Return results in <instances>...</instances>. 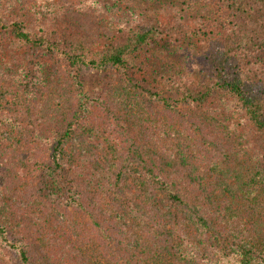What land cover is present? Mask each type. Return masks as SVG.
<instances>
[{"label": "trees", "instance_id": "trees-1", "mask_svg": "<svg viewBox=\"0 0 264 264\" xmlns=\"http://www.w3.org/2000/svg\"><path fill=\"white\" fill-rule=\"evenodd\" d=\"M18 1L0 0V241L18 261L39 259L27 236L51 264H264V0L58 1L55 25ZM171 44L190 49L169 68ZM81 66L112 70L103 96L74 88Z\"/></svg>", "mask_w": 264, "mask_h": 264}, {"label": "rangeland", "instance_id": "rangeland-1", "mask_svg": "<svg viewBox=\"0 0 264 264\" xmlns=\"http://www.w3.org/2000/svg\"><path fill=\"white\" fill-rule=\"evenodd\" d=\"M66 2L69 0H21L17 2V7L23 9L24 15L32 14L33 20L40 23L46 22V24L55 25L52 10L56 8L57 2ZM90 8L95 11L109 10L108 6L113 5L115 0H87ZM110 15H114L117 11L114 9L113 12L108 11ZM53 17V18H52ZM42 21V22H41ZM162 47V44L160 45ZM190 46L187 45H169L165 50L168 53V58L165 60V64L171 68L177 64H181L185 60V55L189 53L187 50ZM1 57V55H0ZM67 78L74 81V88L78 82L81 83L82 92L87 96L99 95L103 96L107 86H110L112 79V70L104 67H91L81 66L76 73L73 71L69 72ZM56 83H59L58 81ZM55 83V85H56ZM167 97L172 99V94L167 91ZM173 100V99H172ZM156 104H160L159 101H155ZM72 149H78L79 153L85 157H93L98 160L100 166L107 167L109 154L106 152L101 143H98L95 137L91 135L88 137L81 138L80 135L73 137L71 142ZM27 249L30 248V252L39 255V259H29V264H51L47 258H44V252L40 244L37 241L27 237ZM0 251L6 255L7 262L12 264H22L18 261L17 252L15 249L7 246L5 242L0 241ZM44 256V257H43Z\"/></svg>", "mask_w": 264, "mask_h": 264}]
</instances>
